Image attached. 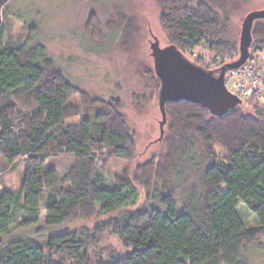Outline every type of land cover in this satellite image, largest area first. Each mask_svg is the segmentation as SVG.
<instances>
[{
    "label": "trees",
    "instance_id": "1",
    "mask_svg": "<svg viewBox=\"0 0 264 264\" xmlns=\"http://www.w3.org/2000/svg\"><path fill=\"white\" fill-rule=\"evenodd\" d=\"M161 6L162 28L184 57L201 43L208 44L214 61L236 52L207 4L161 0ZM3 29L0 13V157L9 164L23 158L26 169L19 193L0 194V264H246L241 250L264 246V107L241 99L230 113L214 117L197 104L166 102V118H173L169 128L183 155L172 171L178 178L187 166L192 134L206 148L210 164L193 179L184 176L190 184L182 200L169 187L155 194L156 206L137 210L139 194L128 178L114 187L104 185L107 163L128 161L136 153L119 100L105 104L107 110L93 119L67 124L80 114L72 97H80L87 108L100 101L67 79L42 45L4 42ZM251 35L248 61L264 52V20L253 23ZM237 53L230 62L239 58V46ZM215 144L224 154L215 152ZM61 155L75 159L62 180L52 166L45 168L48 159ZM149 167L143 164L136 175L147 174ZM60 181L71 187L61 188ZM41 203L44 228L52 233L42 241L12 235L14 228L39 233ZM240 204L258 226L245 227ZM93 219L90 228L76 227ZM107 237L120 247L103 246Z\"/></svg>",
    "mask_w": 264,
    "mask_h": 264
},
{
    "label": "rangeland",
    "instance_id": "2",
    "mask_svg": "<svg viewBox=\"0 0 264 264\" xmlns=\"http://www.w3.org/2000/svg\"><path fill=\"white\" fill-rule=\"evenodd\" d=\"M193 1L203 2L216 12L225 28L224 38L237 48L245 16L264 9V0ZM0 3L4 42L10 41L19 46L42 45L46 55L67 79L100 101L87 108L81 104L80 97H72L70 103L79 106L80 114L67 120V124H78L85 118L93 119L96 114L107 110L105 104L119 100L127 127L133 134L136 153L128 161L113 159L108 162L103 173L104 185L114 187L120 178H128L139 194L134 207L137 210L156 206L155 194L159 196L169 187H174L176 198L182 200L181 193L183 195L190 184L185 177L193 179L210 164V160L206 148L192 134L187 136L190 146L185 153L189 164L184 166L178 178L172 171V166H176L183 155L177 135L169 128L173 120L171 115L167 114V123L163 125L161 134L159 83L151 56V44L155 39L161 48L171 45L160 22L161 0H0ZM88 25L89 30L96 29L98 35L92 37ZM237 48L232 56L228 53L218 61L213 60L214 53L205 43L184 55L187 60L217 76L223 64L237 58ZM248 62H253L259 71L263 89L245 101L254 99L253 103L264 107V52ZM245 109L248 111L251 107L246 106ZM214 150L220 156L224 154L217 144ZM24 161L19 158L9 164L0 157V194L4 191L20 192L26 169ZM74 163L72 156L61 155L48 159L45 168L52 166L62 180ZM145 163L150 164L152 175L149 170L138 177L137 170ZM146 180L149 187L145 184ZM58 186L63 189L71 187L62 181ZM42 203L38 217V226L42 229L39 233L34 228L13 227L12 235L23 234L42 241L52 233L53 230L44 228ZM238 211L245 227L258 226L257 218L246 206L240 204ZM96 221L79 223L76 227L80 228L82 224L90 228ZM260 241L264 242V238L261 237ZM102 245L106 248L120 247L113 237L105 238ZM239 258L246 264H264V246L254 244L242 249Z\"/></svg>",
    "mask_w": 264,
    "mask_h": 264
},
{
    "label": "water",
    "instance_id": "3",
    "mask_svg": "<svg viewBox=\"0 0 264 264\" xmlns=\"http://www.w3.org/2000/svg\"><path fill=\"white\" fill-rule=\"evenodd\" d=\"M257 20H264V9L245 16L240 32L239 58L222 65L217 76L187 60L174 45L161 48L155 39L151 44V56L154 74L160 82L158 105L162 115L161 134L166 122V102L197 104L214 117H222L241 104L242 100L226 88L225 75L241 68L248 61L252 43L251 28Z\"/></svg>",
    "mask_w": 264,
    "mask_h": 264
},
{
    "label": "built area",
    "instance_id": "4",
    "mask_svg": "<svg viewBox=\"0 0 264 264\" xmlns=\"http://www.w3.org/2000/svg\"><path fill=\"white\" fill-rule=\"evenodd\" d=\"M227 74L225 75L226 88L240 99L246 100L254 93L262 92L259 71L253 62H246L241 68Z\"/></svg>",
    "mask_w": 264,
    "mask_h": 264
}]
</instances>
